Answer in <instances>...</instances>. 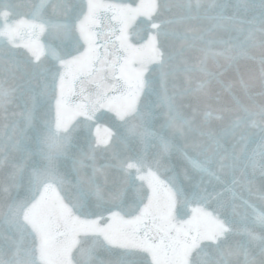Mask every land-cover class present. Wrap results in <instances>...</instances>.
<instances>
[{"label":"snow or ice","instance_id":"snow-or-ice-1","mask_svg":"<svg viewBox=\"0 0 264 264\" xmlns=\"http://www.w3.org/2000/svg\"><path fill=\"white\" fill-rule=\"evenodd\" d=\"M0 264H264V0H0Z\"/></svg>","mask_w":264,"mask_h":264},{"label":"water","instance_id":"water-1","mask_svg":"<svg viewBox=\"0 0 264 264\" xmlns=\"http://www.w3.org/2000/svg\"><path fill=\"white\" fill-rule=\"evenodd\" d=\"M20 2H21V3H24V2H25V0H20Z\"/></svg>","mask_w":264,"mask_h":264}]
</instances>
